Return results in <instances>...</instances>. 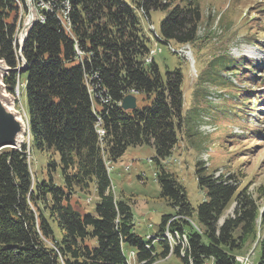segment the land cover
I'll use <instances>...</instances> for the list:
<instances>
[{
	"label": "trees",
	"instance_id": "obj_1",
	"mask_svg": "<svg viewBox=\"0 0 264 264\" xmlns=\"http://www.w3.org/2000/svg\"><path fill=\"white\" fill-rule=\"evenodd\" d=\"M63 1L54 3L58 8ZM68 1L70 34L54 13H46V21L32 26L23 45L29 145L23 142L19 148L0 150V264H130L127 251L134 252L135 264H153L170 252L183 264H240L236 253L254 240L257 264H264V233L261 238L257 235L264 212L233 175L214 176L197 162L195 175L204 199L193 207L184 186L163 163L180 138L190 139L197 132L200 112L207 114V108H212L206 82L228 94L244 92L226 79L230 74L237 81L246 70H240L243 58L237 64L227 55L214 53L203 69L195 70V93L203 94L207 106L185 113L188 74L184 75L182 62L164 72L153 57L146 62L151 39L144 22L151 21L152 11L166 14L155 36L158 41L189 45L198 55L200 0ZM17 6L15 0H0V59L12 68L20 63L14 42ZM259 33L264 36V30ZM263 36L260 44L264 45ZM75 43L84 52L81 60ZM260 77L252 75L264 84ZM3 82L14 93L18 73H9ZM130 93H135L136 108L124 110L120 104ZM255 100L264 102L261 95ZM231 103L218 111L227 119L230 111L234 117L242 116L243 104L235 109ZM99 127L104 130L102 137ZM142 146L153 149L150 159L159 195L175 209L174 215L161 217L157 233L147 240L134 231L129 200L115 193L110 179L113 169L108 171L106 166L110 161L113 167L128 148ZM32 149L47 156L42 178L28 161ZM92 191L94 209L85 212L73 199ZM231 203H235L232 215L220 223ZM165 232L178 242L172 246Z\"/></svg>",
	"mask_w": 264,
	"mask_h": 264
},
{
	"label": "rangeland",
	"instance_id": "obj_2",
	"mask_svg": "<svg viewBox=\"0 0 264 264\" xmlns=\"http://www.w3.org/2000/svg\"><path fill=\"white\" fill-rule=\"evenodd\" d=\"M131 3V0H124ZM203 10V22L200 28L202 46L198 55L193 52L195 63H190L184 53H179L183 46L171 42L165 44L153 36L150 25L156 34L159 32V23L165 18V12H151V21L145 20L144 26L151 39V47L155 51L153 58L160 70L164 72L176 68L180 61L184 75L187 76L184 87V110L185 113L193 114V108L199 111L207 106L203 102V94L195 93L196 90V67L203 69L216 53L224 54L239 63L243 58L246 70H242L237 81L232 75H226L238 89L244 91L240 96L234 92L230 95L224 88L212 86L206 82L204 87L209 89L207 99L212 103V108H207V114L200 112L201 122L197 132L190 139L180 138L178 145L165 164L167 169L173 173L179 183L184 186L187 198L193 207H196L204 199L203 189L199 185L195 175V164L202 162L207 173L214 176L233 175L246 192L252 196L259 210L264 212V102L255 100L257 96L264 98V84L262 80L252 78V75L264 78V45L260 44L264 30V0H200ZM22 20V19H21ZM21 23V21H20ZM19 27V25H18ZM19 30V28H18ZM19 33V32H18ZM264 37V36H263ZM262 37V38H263ZM256 40L255 44L254 41ZM194 51V50H193ZM192 54V55H193ZM241 57L240 59H238ZM194 59V58H193ZM188 67V68H187ZM187 71H186V69ZM188 72V73H187ZM27 71L18 73V95L15 91L14 108L26 121L25 107V81ZM19 84V85H18ZM252 90V92H250ZM249 91V92H246ZM228 96V101H225ZM249 100L243 102L241 98ZM232 102V103H231ZM231 103L232 108H238L244 113L240 117L233 116L225 118L218 111ZM231 108V107H230ZM259 112H255V111ZM239 115V114H238ZM27 142V138L24 141ZM154 151L148 147H130L124 155L113 164L110 179L114 191L118 196L129 200L131 213L133 215L134 231L147 240L158 231L162 216L175 214V209L159 195V186L155 180V165L150 158ZM166 161V160H165ZM47 156L36 149L31 150L30 166L37 177L45 175ZM110 171L108 163L106 164ZM128 166V168H126ZM57 184L61 183L55 176ZM90 202L87 203V199ZM73 201L77 202L85 212H92L96 202L95 194L89 196H75ZM235 203L227 208L221 221L233 213ZM195 228L196 223L191 221ZM56 235L60 237V231L55 227ZM199 231V230H198ZM264 233V225L258 231L261 238ZM168 236V241L173 246L178 238ZM157 252L161 251L160 244L155 241ZM257 240L247 242L241 252L236 253V259L240 264H257L258 249ZM130 264H135L133 258L128 257ZM153 264H183L181 259L172 252L166 258H159Z\"/></svg>",
	"mask_w": 264,
	"mask_h": 264
},
{
	"label": "water",
	"instance_id": "obj_3",
	"mask_svg": "<svg viewBox=\"0 0 264 264\" xmlns=\"http://www.w3.org/2000/svg\"><path fill=\"white\" fill-rule=\"evenodd\" d=\"M24 3L27 12L18 34V56L21 64L12 68L0 59V150L3 148H19L24 142L28 131L27 122L14 108L15 94L8 92L3 82L4 77L9 73L27 71L26 62L22 57V49L29 31L37 22V13L31 0H25ZM185 55L188 60L192 59L191 51H185ZM120 105L124 110H133L136 108V97L128 94L122 99Z\"/></svg>",
	"mask_w": 264,
	"mask_h": 264
},
{
	"label": "built area",
	"instance_id": "obj_4",
	"mask_svg": "<svg viewBox=\"0 0 264 264\" xmlns=\"http://www.w3.org/2000/svg\"><path fill=\"white\" fill-rule=\"evenodd\" d=\"M17 4H20V0H15ZM31 3L36 10L37 13V20L39 23H44L46 21V13H54L56 15V18L59 20L61 27H65L63 23V14H69V1L64 0L62 2V6L58 7L54 3V0H31ZM23 11H24V5H23ZM17 40H14V42ZM75 51H76V56L77 59L81 60L82 57L84 56V52L78 47L77 43H75ZM154 53L153 50L150 51L149 57L146 58V61L149 62L151 60V55ZM90 91H92V87H90ZM101 130V137L104 135V130L99 127ZM170 160L167 159L164 161V163H168ZM108 165L110 170H112V165L110 164V161H108ZM164 236L168 239V236ZM169 240V239H168ZM134 252H130L128 257L133 258L135 260Z\"/></svg>",
	"mask_w": 264,
	"mask_h": 264
},
{
	"label": "bare ground",
	"instance_id": "obj_5",
	"mask_svg": "<svg viewBox=\"0 0 264 264\" xmlns=\"http://www.w3.org/2000/svg\"><path fill=\"white\" fill-rule=\"evenodd\" d=\"M24 2H25V0H20V4H18L19 5V14H18V22H17V26H18V24H19V30H18V32H20V30H21V27H22V21H23V17H24V15H25V7H24V11H23V5H24ZM18 7V6H17ZM69 10H70V5H69ZM22 19V20H21ZM20 21H21V23H20ZM63 23H64V26L65 27H63L67 32H69V22H68V14H63ZM17 32V34L15 35V40H17V38H18V33ZM99 133L101 134V131H99ZM108 163V162H107ZM106 163V164H107ZM108 170V169H107Z\"/></svg>",
	"mask_w": 264,
	"mask_h": 264
}]
</instances>
